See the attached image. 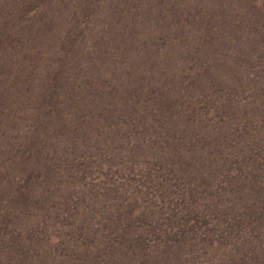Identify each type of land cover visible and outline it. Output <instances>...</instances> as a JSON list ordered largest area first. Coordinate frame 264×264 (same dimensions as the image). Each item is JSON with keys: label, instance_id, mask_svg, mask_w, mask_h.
<instances>
[{"label": "rangeland", "instance_id": "rangeland-1", "mask_svg": "<svg viewBox=\"0 0 264 264\" xmlns=\"http://www.w3.org/2000/svg\"><path fill=\"white\" fill-rule=\"evenodd\" d=\"M0 264H264V0H0Z\"/></svg>", "mask_w": 264, "mask_h": 264}]
</instances>
